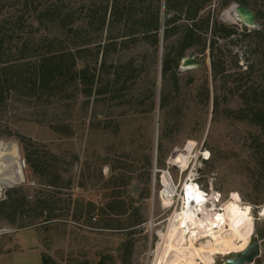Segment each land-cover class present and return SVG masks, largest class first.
Segmentation results:
<instances>
[{
    "label": "rangeland",
    "instance_id": "1",
    "mask_svg": "<svg viewBox=\"0 0 264 264\" xmlns=\"http://www.w3.org/2000/svg\"><path fill=\"white\" fill-rule=\"evenodd\" d=\"M119 1L129 9V25L135 26L141 15L139 0ZM113 2L0 0V69L12 70L16 76L22 66V77L17 81H32L23 65L38 61L49 49L46 43H53L51 49L55 51L90 43L96 86L106 89L101 96L86 98L74 82H62L47 93L2 88L0 146L15 156L20 180L5 188L0 202L9 192L18 191L26 195L25 208L30 210L13 221L12 217L0 218V247L7 242L10 248L0 257V264H43L41 255L52 264H154L175 210L160 203L161 178L155 170L165 169L172 157L182 167L193 158L182 180L190 175L200 177L207 189L222 194L223 203L237 193L241 204L251 207L255 224L252 241L260 244L261 252L252 264H264V216H260L264 211V171L259 168L260 152L252 147L258 129L235 116L239 108L237 82H217L221 105L213 113V105L204 104V85L208 82L211 96L215 87L208 50L205 54L193 50L186 53L184 58L193 55L200 66L180 65L178 86L173 87L162 79L161 58L166 46L176 44L177 37L164 42L157 52L144 41L108 46L109 38L121 32L123 25L118 24L113 32L105 28L103 32L90 29L79 33L81 38L71 44L74 34L70 29L95 11L110 8ZM221 2L214 0L207 13L211 11L222 23L236 26L241 34L261 28L264 0H247L257 18L256 28L240 21L236 11L239 3L220 8ZM45 12L54 18L69 14L65 29L42 21L39 15ZM160 13L163 25V2ZM256 43L252 40L248 44L237 36L221 40L223 58L233 67L231 74L240 70L236 63L245 70L247 59L255 58ZM116 75L121 77L114 83ZM163 92L167 101L161 107ZM23 139L59 157L61 187H49L33 173L24 159ZM201 151L210 153L208 164L196 160ZM172 172L178 179L179 175ZM114 196L132 211L131 218L115 217L111 210L99 217L97 212L88 214L92 208L106 207ZM39 200L54 215L52 221L47 222V212L37 216ZM137 212L145 223L130 235L125 228L137 218ZM126 241L134 245L125 263ZM232 254L216 256L214 264H223Z\"/></svg>",
    "mask_w": 264,
    "mask_h": 264
},
{
    "label": "trees",
    "instance_id": "2",
    "mask_svg": "<svg viewBox=\"0 0 264 264\" xmlns=\"http://www.w3.org/2000/svg\"><path fill=\"white\" fill-rule=\"evenodd\" d=\"M214 0H139L141 15L135 26L129 25V9L126 4L119 0H114L110 8L102 11H95L94 15H88L81 20L80 25L73 32L71 44H75L80 37L79 33L96 30L103 32L107 28L113 32L115 27L123 25L121 32L117 37L109 38L108 46H122L127 43H136L144 41L151 43L156 48V52L172 37H177L175 45L166 46V50L161 58V76L165 82H169L173 87L178 86L179 67L186 53L193 50L200 54H205L208 50L211 59V81L215 85L213 95L210 94L208 82L204 85L205 100L204 104L213 105V113L219 111L221 102L218 95V81H234L235 92L239 108L235 116L238 120H246L252 126L258 129V134L253 138L252 147L259 151L261 159L259 168L264 171V21L261 28L248 33H239L238 28L233 25H226L219 21L218 16L207 10L212 6ZM164 3L165 19L162 25L161 4ZM231 2H237L239 5L248 7L247 0H222L220 8H224ZM69 14L56 17L50 13H40L39 18L42 21L51 22L58 29H65L69 19ZM241 37L251 44L252 40H257L253 60L247 59L246 69L236 63L240 69L231 74L230 68L223 58L221 40H233L235 37ZM112 40V41H111ZM233 42V41H232ZM82 44V43H81ZM48 50L42 57L33 63L23 65L28 73V78L32 81H17L22 76V66L19 67L18 75L14 71H7V68L0 69V94L4 86H10L9 89L29 88L30 91L47 93L59 88L60 83L74 82L81 88V93L86 98L93 95L101 96L106 93L104 87H98L97 74L91 69L89 60L90 43L76 45L75 49L70 50H52L53 43H46ZM108 48V47H107ZM105 64V60L103 65ZM128 66V65H127ZM125 67V66H124ZM124 67H120L121 69ZM132 69V67H131ZM96 70V69H95ZM119 75L115 76L114 83L119 82ZM206 81H209L207 79ZM246 81V82H244ZM244 82V83H242ZM8 89V88H7ZM167 93H161V107L165 106ZM25 143L24 159L30 169L47 186L52 188L61 187L63 180L62 172L59 168V157L50 152L41 151L40 147L29 139H23ZM162 150L159 146V158L161 159ZM208 164V163H207ZM149 193V191H148ZM40 207L38 217H43L47 212V205L44 201H37ZM27 197L18 191L9 192L7 199L0 202V218L24 216L27 212ZM42 204V206H40ZM46 205V206H45ZM37 207V209H39ZM94 207V206H93ZM106 210H111L115 217L131 218L132 211L126 209L120 199L112 197L106 207L97 210L92 208L88 214L97 212V217L102 216ZM36 216V217H37ZM52 212H47V222L53 219ZM137 218L132 221L126 230L135 234L138 227L145 223V220L136 213ZM127 218V219H128ZM133 241H126L123 245V260L126 263L131 258L133 250ZM42 257L43 264H52L49 258Z\"/></svg>",
    "mask_w": 264,
    "mask_h": 264
},
{
    "label": "bare ground",
    "instance_id": "3",
    "mask_svg": "<svg viewBox=\"0 0 264 264\" xmlns=\"http://www.w3.org/2000/svg\"><path fill=\"white\" fill-rule=\"evenodd\" d=\"M205 155L208 156V153ZM175 158L172 157V160L175 161ZM190 159L184 167L175 162L185 170ZM191 178V175L188 176V180ZM19 180V165L15 156L6 146H0V199L4 196L5 188ZM183 189L187 198L193 201L192 205L185 207L184 204L182 212H176L174 220H170L154 264H201L200 260L204 264H214L216 256L239 253L250 245L255 234L254 218L251 207L241 204L239 194L233 193L223 203L222 211H217L213 206L202 204V194L197 191L193 182L184 183ZM195 206L198 208L193 211ZM198 211L202 213V217L198 216ZM260 216H264V211Z\"/></svg>",
    "mask_w": 264,
    "mask_h": 264
},
{
    "label": "built area",
    "instance_id": "4",
    "mask_svg": "<svg viewBox=\"0 0 264 264\" xmlns=\"http://www.w3.org/2000/svg\"><path fill=\"white\" fill-rule=\"evenodd\" d=\"M205 153H208V156L205 155ZM192 159H190L188 167L184 170L180 167L178 163H176L174 160L170 159L167 161L166 168L163 170H155L157 173L160 174V182H161V189L159 191V200L160 203L164 208H175L174 213L169 218V221L172 219L174 220V214L176 212L181 213L182 209L184 207H187V205H192V200L188 199L186 196V191L183 189V184L187 181L193 182L194 185L197 187V191H199L202 194V197L204 199L203 205L207 207H215L217 211H222V194L218 191H213L207 189L201 182L200 177L198 178H191L188 180V177L185 180H182L183 175L189 170L192 164ZM197 161H199L201 164H206L210 160V153L207 151H204L200 153L198 158H196ZM196 161V163H197ZM195 174H198V169L196 168V165L193 166ZM172 171H175L179 178H175ZM156 173V172H155ZM199 206V205H198ZM196 208L194 207L192 210L195 211ZM198 216H203L201 212H197Z\"/></svg>",
    "mask_w": 264,
    "mask_h": 264
},
{
    "label": "water",
    "instance_id": "5",
    "mask_svg": "<svg viewBox=\"0 0 264 264\" xmlns=\"http://www.w3.org/2000/svg\"><path fill=\"white\" fill-rule=\"evenodd\" d=\"M236 11L240 17V21L251 28L257 27L256 15L247 6L238 5ZM200 63L193 57L184 58L181 62L182 68L199 67ZM260 244L251 241L250 245L242 252L233 253L230 258L224 260L223 264H252L256 258L260 256Z\"/></svg>",
    "mask_w": 264,
    "mask_h": 264
},
{
    "label": "crops",
    "instance_id": "6",
    "mask_svg": "<svg viewBox=\"0 0 264 264\" xmlns=\"http://www.w3.org/2000/svg\"><path fill=\"white\" fill-rule=\"evenodd\" d=\"M3 245H4L3 248L0 247V257L3 256L5 253H8L10 251V248L8 247L7 242H5Z\"/></svg>",
    "mask_w": 264,
    "mask_h": 264
}]
</instances>
